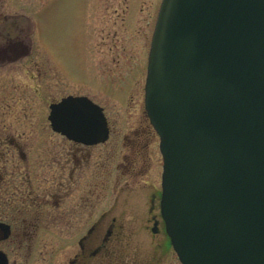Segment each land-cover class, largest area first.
Here are the masks:
<instances>
[{
    "label": "water",
    "instance_id": "95a60500",
    "mask_svg": "<svg viewBox=\"0 0 264 264\" xmlns=\"http://www.w3.org/2000/svg\"><path fill=\"white\" fill-rule=\"evenodd\" d=\"M30 30L13 40L27 54ZM52 129L105 142L86 97L50 105ZM144 108L159 137L161 215L182 264H264V0H162Z\"/></svg>",
    "mask_w": 264,
    "mask_h": 264
},
{
    "label": "flooded vegetation",
    "instance_id": "af4514ba",
    "mask_svg": "<svg viewBox=\"0 0 264 264\" xmlns=\"http://www.w3.org/2000/svg\"><path fill=\"white\" fill-rule=\"evenodd\" d=\"M30 27L32 46L22 48L27 54L14 59L11 43ZM34 31L35 23L23 14L0 15V69L24 59L37 66L31 60ZM7 80H0V264H172L174 250L160 214L161 191L158 200L153 192L142 193L141 167L138 173L117 176L94 173L91 149L108 141L109 124L107 141L96 145L70 141L50 124L34 128L37 141L32 144L39 150L46 144L47 131L65 139L71 149L65 160L62 144L56 147L54 157H42L41 152L36 155L30 138L23 131L15 134L16 128L9 127L10 117L25 114L15 105L22 99L13 94L14 87ZM139 134V130L134 131V135ZM20 137L23 142L16 141ZM123 140L129 147L137 145L136 137L130 140L125 136ZM133 165L124 158L116 167L134 171ZM126 178H138V190L128 189ZM5 183L9 189L2 191ZM145 210L154 212L153 216L146 217Z\"/></svg>",
    "mask_w": 264,
    "mask_h": 264
},
{
    "label": "rangeland",
    "instance_id": "374dc122",
    "mask_svg": "<svg viewBox=\"0 0 264 264\" xmlns=\"http://www.w3.org/2000/svg\"><path fill=\"white\" fill-rule=\"evenodd\" d=\"M160 2L0 0V15L23 14L35 23V53L31 60L36 61L37 66L24 59L0 69V80L11 81L13 94L22 99L15 105L25 114L10 117L9 127L16 128L15 134L23 131L30 138L32 151L36 155L41 152L42 157H54L56 147L62 144L65 160L71 152L65 139L60 140L47 131L46 144L39 150L38 145L32 144L37 141L34 128L49 126L46 115L51 102L68 94L86 95L104 108L111 129L108 141L91 149L94 173L117 176L138 173L141 167L142 193L153 192L157 200L161 191L162 157L159 139L144 109V84ZM138 130L140 134L134 135ZM125 136L130 140L136 137L135 148L124 145ZM16 141L23 142V139ZM124 158L133 161L134 171H129L127 166L117 170L116 165ZM126 180L130 185L128 189L138 190V178ZM3 186L2 191L9 189L7 183ZM153 213L145 210L146 217ZM147 235L150 237V233ZM172 260V264H181L175 253Z\"/></svg>",
    "mask_w": 264,
    "mask_h": 264
}]
</instances>
